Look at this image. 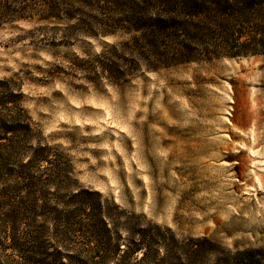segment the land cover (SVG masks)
Here are the masks:
<instances>
[{
  "label": "rangeland",
  "instance_id": "1",
  "mask_svg": "<svg viewBox=\"0 0 264 264\" xmlns=\"http://www.w3.org/2000/svg\"><path fill=\"white\" fill-rule=\"evenodd\" d=\"M31 27L0 28V77L24 83L32 123L82 186L178 240L207 239L229 255L264 248V56L148 75L120 92L74 77L76 56L104 41L51 47ZM48 63L64 82L46 76ZM20 230L27 248V220Z\"/></svg>",
  "mask_w": 264,
  "mask_h": 264
},
{
  "label": "trees",
  "instance_id": "2",
  "mask_svg": "<svg viewBox=\"0 0 264 264\" xmlns=\"http://www.w3.org/2000/svg\"><path fill=\"white\" fill-rule=\"evenodd\" d=\"M19 22L51 47L104 41L76 56L74 77L120 92L148 75L264 56V0H0V28ZM48 64L46 76L64 82ZM25 254L43 255L39 264H264V248L229 255L207 239L178 240L82 186L32 123L24 83L0 77V264L32 263Z\"/></svg>",
  "mask_w": 264,
  "mask_h": 264
}]
</instances>
